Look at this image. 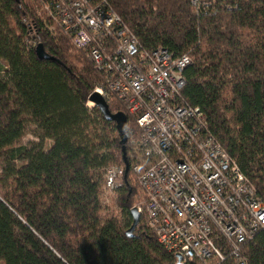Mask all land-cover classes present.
I'll return each mask as SVG.
<instances>
[{"label":"trees","instance_id":"trees-1","mask_svg":"<svg viewBox=\"0 0 264 264\" xmlns=\"http://www.w3.org/2000/svg\"><path fill=\"white\" fill-rule=\"evenodd\" d=\"M107 1L143 49L190 58L178 102L202 112L264 202V0H199L209 5L198 9L191 0ZM39 43L52 60L37 58ZM71 50L70 37L50 34L30 0H0V264H175L142 215L125 235L140 192L129 168L118 215L102 213L104 169L123 164L119 136L87 107L103 75ZM108 109L130 122L115 99ZM26 116L38 141L20 144ZM241 255L264 264V230Z\"/></svg>","mask_w":264,"mask_h":264},{"label":"built area","instance_id":"built-area-1","mask_svg":"<svg viewBox=\"0 0 264 264\" xmlns=\"http://www.w3.org/2000/svg\"><path fill=\"white\" fill-rule=\"evenodd\" d=\"M30 1L50 34L68 35L101 72L104 86L94 91L133 120L128 168L142 195L133 207L158 244L181 264H247L241 248L264 230V202L202 112L178 102L190 58L143 49L107 0ZM201 3L191 0L195 9ZM124 177L123 164L106 167L103 190L117 191Z\"/></svg>","mask_w":264,"mask_h":264},{"label":"water","instance_id":"water-1","mask_svg":"<svg viewBox=\"0 0 264 264\" xmlns=\"http://www.w3.org/2000/svg\"><path fill=\"white\" fill-rule=\"evenodd\" d=\"M35 53L38 59L41 60H52L53 58L49 56L43 49L42 44H37L35 47ZM88 101L95 106L100 114L102 115L103 119L108 122H112L115 126V129L119 136V145L122 153V161L124 165V174L126 175L128 171V164L125 157V142H126V132H125V124H126V116L123 112H116L111 113L108 109V105L105 99L96 91L91 92L88 95ZM129 214L131 217V225L125 231V235L127 237H131L133 230L138 225L140 215L137 212L135 207H131L129 210ZM176 261L175 264H181L180 258L178 255L174 256Z\"/></svg>","mask_w":264,"mask_h":264},{"label":"rangeland","instance_id":"rangeland-1","mask_svg":"<svg viewBox=\"0 0 264 264\" xmlns=\"http://www.w3.org/2000/svg\"><path fill=\"white\" fill-rule=\"evenodd\" d=\"M25 1H28V0H25ZM71 51H73V50H71ZM73 52L75 54H80V53L75 52V51H73ZM105 101H106L107 105H108V103L112 102V100H110V101L105 100ZM92 106H93V104L88 101L87 102V107L90 108ZM125 132H126V142H125V152L126 153H125V156L128 157V159H129L128 141H129V139L134 137L135 134H136V131H135V128H134V123H133L132 119H130V122H128V120H126ZM37 134H38V132H37L35 126L29 121V118L26 116L25 117V133H24V136L20 140V144H26L29 141H38ZM45 146L48 147L49 146V142H46ZM128 180H129V182L132 185H136L135 182L133 181V178L131 177V175H129ZM135 193L137 194V196L134 197V206L137 205L138 202L142 200V195L137 190V188H136ZM116 194H117V191H115L113 193L105 192L103 190V187L101 186L100 196L99 197H100L101 204L103 206V212H102L103 214H106V215H118V210H117V208L115 206V203H114L115 202V198H116Z\"/></svg>","mask_w":264,"mask_h":264}]
</instances>
